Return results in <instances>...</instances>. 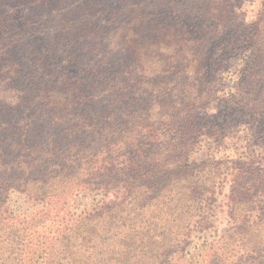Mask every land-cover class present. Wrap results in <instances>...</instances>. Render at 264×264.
<instances>
[{"label":"trees","instance_id":"trees-1","mask_svg":"<svg viewBox=\"0 0 264 264\" xmlns=\"http://www.w3.org/2000/svg\"><path fill=\"white\" fill-rule=\"evenodd\" d=\"M74 1L0 0V261L171 264L200 225L216 241L199 258L264 264L263 155L240 168L187 157L186 48L207 62L223 39L188 35L186 0ZM257 25L261 45L264 10ZM257 55L242 89L256 99L244 105H264ZM13 191L41 209L16 216ZM85 191L100 200L77 216L70 208Z\"/></svg>","mask_w":264,"mask_h":264},{"label":"rangeland","instance_id":"rangeland-1","mask_svg":"<svg viewBox=\"0 0 264 264\" xmlns=\"http://www.w3.org/2000/svg\"><path fill=\"white\" fill-rule=\"evenodd\" d=\"M83 1L85 0H75L73 3L77 6ZM263 10L264 0H225L217 2L216 5L206 0H186L188 35L198 37L196 34L202 32L198 38L200 43H208L211 38H221L225 43L221 49L210 55L207 62L199 58L195 62L186 48L185 123L186 131L193 133L194 142L193 151L187 155L190 162L212 159L233 161L236 163L235 168H240L243 162H256L260 155L264 157V135L257 136V132L264 129V105L260 102L263 99L254 102L253 106L244 105L256 97L247 98L246 92L242 95V89L250 87L244 84L250 60L260 53L261 57L257 55L258 60L264 58V41L260 45L254 40L255 36H259L256 27ZM261 36L264 37V34ZM190 94L203 96L205 101L194 109L190 108L187 101ZM236 96L238 101L235 100ZM224 187L221 186L224 189L221 190L223 194L220 199L222 203H227L229 187ZM99 200V195L94 192H80L72 202L70 210L77 216H85L94 209ZM9 206L16 216H29L41 209L38 203L28 201L26 196L17 191L10 194ZM53 227L56 229L58 225L47 224L49 230ZM198 227L194 229L192 238L184 240L176 251L171 252V264H209L210 257L199 258L198 255L204 243L216 241V235L213 229L200 225ZM37 230L43 231L41 227ZM5 247L1 241V257L8 256L1 253V249ZM39 254L28 257L21 264H44L46 259L43 254ZM107 256L112 260L123 259V256ZM1 263L10 264L0 261ZM66 263L62 261L61 264Z\"/></svg>","mask_w":264,"mask_h":264}]
</instances>
